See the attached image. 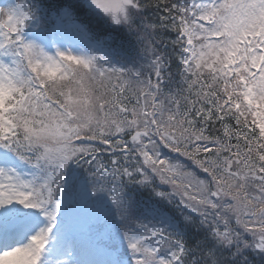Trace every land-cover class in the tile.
<instances>
[{
	"label": "snow or ice",
	"instance_id": "6c2138e0",
	"mask_svg": "<svg viewBox=\"0 0 264 264\" xmlns=\"http://www.w3.org/2000/svg\"><path fill=\"white\" fill-rule=\"evenodd\" d=\"M0 264H264V0H0Z\"/></svg>",
	"mask_w": 264,
	"mask_h": 264
},
{
	"label": "trees",
	"instance_id": "16d2710c",
	"mask_svg": "<svg viewBox=\"0 0 264 264\" xmlns=\"http://www.w3.org/2000/svg\"><path fill=\"white\" fill-rule=\"evenodd\" d=\"M175 34H169V38H174ZM173 67H175V64H173Z\"/></svg>",
	"mask_w": 264,
	"mask_h": 264
}]
</instances>
